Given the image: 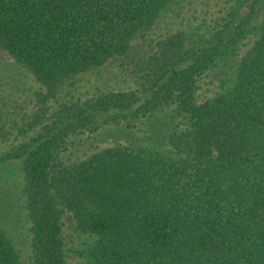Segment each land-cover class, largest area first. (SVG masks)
Instances as JSON below:
<instances>
[{
    "label": "trees",
    "instance_id": "trees-1",
    "mask_svg": "<svg viewBox=\"0 0 264 264\" xmlns=\"http://www.w3.org/2000/svg\"><path fill=\"white\" fill-rule=\"evenodd\" d=\"M199 6L208 36L189 41L168 23L190 19V0H0V62L40 86L31 113L0 90V170L17 169L28 237L22 258L0 222V264H264V0ZM259 12L230 82L199 99ZM112 65L127 88L74 87ZM169 108L182 130L78 153L101 125Z\"/></svg>",
    "mask_w": 264,
    "mask_h": 264
},
{
    "label": "rangeland",
    "instance_id": "rangeland-1",
    "mask_svg": "<svg viewBox=\"0 0 264 264\" xmlns=\"http://www.w3.org/2000/svg\"><path fill=\"white\" fill-rule=\"evenodd\" d=\"M186 1V0H183ZM196 10L187 21L178 24V20L182 15L173 16L169 21V28L178 27L189 33V41L197 39L198 36L206 38L208 32L205 26H209L207 20L203 21V16L195 21L197 16H201L198 11L199 2L210 7L212 10L213 0H190ZM227 4V3H226ZM225 4V5H226ZM217 7L222 4L216 3ZM261 12L250 22L246 28L244 35L239 39L232 53L223 61H220L216 67L208 71L200 80L196 95L199 99L204 100L212 97L219 91L220 82L227 85L230 82L236 64L241 57L248 51L252 41L256 37V28L261 20ZM210 15L208 19H212ZM180 23V22H179ZM190 29L192 30H189ZM197 33V34H196ZM196 34V35H195ZM130 81L126 73L119 72L113 65L104 67L98 71L90 72L81 77L74 85L79 87L80 94H90L96 88H127ZM40 86L33 78L24 70L10 63L0 62V90L11 99L17 98L20 102V112L31 113L32 101H34V92H37ZM170 127L182 130L184 123L181 115L177 114L172 108L160 111L152 117L142 120L128 121L126 124L119 123L116 125H101L93 133H88L78 142V153L83 155L84 152L92 149L94 146H106L107 144L127 141L134 146L145 145L149 137L158 136L159 131L163 128ZM23 140L22 136H18L16 142ZM20 178L15 165L0 170V222L5 223L4 227L11 233V237L15 248L18 250L22 258H26L28 254L27 243V225L24 221L23 212L21 210L20 197ZM62 231L65 238L66 246L73 248L78 244L80 239L77 238L74 231V222L69 213H65L62 218ZM76 257L70 254L68 264H76Z\"/></svg>",
    "mask_w": 264,
    "mask_h": 264
}]
</instances>
